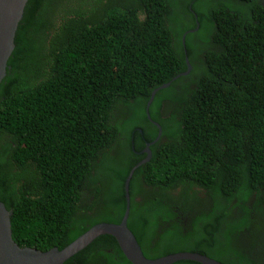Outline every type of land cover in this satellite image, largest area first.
Instances as JSON below:
<instances>
[{
	"label": "trees",
	"instance_id": "trees-1",
	"mask_svg": "<svg viewBox=\"0 0 264 264\" xmlns=\"http://www.w3.org/2000/svg\"><path fill=\"white\" fill-rule=\"evenodd\" d=\"M8 66L0 201L17 245L118 224L155 122L129 184L144 256L264 264V0H28ZM64 264L131 263L100 236Z\"/></svg>",
	"mask_w": 264,
	"mask_h": 264
},
{
	"label": "water",
	"instance_id": "water-1",
	"mask_svg": "<svg viewBox=\"0 0 264 264\" xmlns=\"http://www.w3.org/2000/svg\"><path fill=\"white\" fill-rule=\"evenodd\" d=\"M27 3L28 0H0V84L6 77L7 70H10L8 61L15 49L17 29L23 19ZM190 32L192 31L187 33ZM182 43L184 46L185 36H183ZM187 65V70L178 77L188 76L190 74L191 66L188 61ZM168 87L169 84H164L152 91L146 106L148 119H150L149 107L156 93ZM153 124L159 128L158 136L153 142L146 145L144 152L147 153V158L134 166L125 180L126 208L118 224H95L64 248L60 250L52 248L42 252L35 248L20 247L15 243L11 231L12 211L7 210L5 205L0 201V264H64L100 236L112 237L118 244L124 257L131 264H174L178 261H193L199 264H221L207 256L192 252H180L157 259L146 258L134 234L127 226L130 213L129 184L131 178L139 166L149 161L151 157L149 147L156 143L161 136L160 126L155 122Z\"/></svg>",
	"mask_w": 264,
	"mask_h": 264
},
{
	"label": "flooded vegetation",
	"instance_id": "flooded-vegetation-1",
	"mask_svg": "<svg viewBox=\"0 0 264 264\" xmlns=\"http://www.w3.org/2000/svg\"><path fill=\"white\" fill-rule=\"evenodd\" d=\"M150 146H151V145H150ZM145 148H146V147H145ZM145 148L140 152V154H143V153L147 154L146 152H144V151H145ZM143 155H144V154H143ZM146 158H147V155H146ZM146 158H145V159H146ZM149 160H150V159H149ZM140 196H141V194L139 193L138 196H137V198H136V200L139 201V200H140ZM203 199L206 200L204 197H203Z\"/></svg>",
	"mask_w": 264,
	"mask_h": 264
},
{
	"label": "rangeland",
	"instance_id": "rangeland-1",
	"mask_svg": "<svg viewBox=\"0 0 264 264\" xmlns=\"http://www.w3.org/2000/svg\"><path fill=\"white\" fill-rule=\"evenodd\" d=\"M257 250H260L261 252H264V244L263 245H257Z\"/></svg>",
	"mask_w": 264,
	"mask_h": 264
}]
</instances>
